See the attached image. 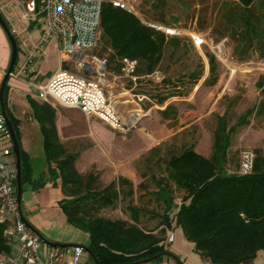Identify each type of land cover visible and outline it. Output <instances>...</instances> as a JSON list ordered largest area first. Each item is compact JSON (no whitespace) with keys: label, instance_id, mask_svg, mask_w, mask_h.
<instances>
[{"label":"trees","instance_id":"obj_1","mask_svg":"<svg viewBox=\"0 0 264 264\" xmlns=\"http://www.w3.org/2000/svg\"><path fill=\"white\" fill-rule=\"evenodd\" d=\"M111 1L103 4L101 23L102 37L111 52L107 58L109 70L122 72V60L129 59L138 62L136 76L153 74L162 61L166 42L177 45L180 38L167 39ZM37 5L40 7V0H37ZM220 19L225 30H230L236 39L234 52L241 56L240 59L251 48L264 58V0H239L234 7L222 5ZM154 20L167 24L161 19ZM208 59L210 84L214 85L217 81L216 58L210 54ZM192 76L201 78V72ZM260 87H264V81ZM7 92L8 86L4 92V105L19 140L18 122L8 110ZM262 94L264 96V89ZM43 107L50 114L47 117L45 112L42 119L47 139L45 153L49 164L56 165L51 173L61 180L65 195L61 210L71 225L89 234L88 247L98 264H133L161 255L156 259L160 261L162 255L169 253L165 243L167 230L174 227L183 230L187 240L194 244L197 253L208 264H252L260 253H264V153L258 151L255 154L254 169L249 175L243 176L239 169L231 171L228 167L232 135L249 123V117L256 110L258 115H264V98L231 127L227 115L218 118L210 158L188 148L167 160V179L157 182L156 192L164 202L161 224L165 228L160 234L139 226L142 211L137 206L129 208L132 222L99 216L104 209L115 207L122 198L133 197L134 184L120 177L102 185L94 172L80 174L75 167L78 156L67 152L60 143L54 111L47 105ZM171 109L168 106L162 112L164 117H169ZM47 119L49 122H45ZM21 156L23 194L24 186L31 182L32 169L29 156L22 147ZM175 190L185 193L180 204L175 202ZM6 227L0 223V264L12 251L4 237ZM84 264L96 263L88 256Z\"/></svg>","mask_w":264,"mask_h":264},{"label":"rangeland","instance_id":"obj_2","mask_svg":"<svg viewBox=\"0 0 264 264\" xmlns=\"http://www.w3.org/2000/svg\"><path fill=\"white\" fill-rule=\"evenodd\" d=\"M140 2L138 9L144 18L153 21L161 19L167 24L179 26L185 34L199 33L207 42L199 48L190 42L186 35L180 38L181 42L177 45L167 41L162 61L154 72L160 79L144 78L145 80L138 82L126 83V89L135 95L134 99L143 111L138 114V123L143 120L146 123L153 111L160 113L168 106L172 109L168 112L169 119L160 114L157 124L153 120L155 137L160 143L155 145L154 151L150 150L139 161L141 180L136 186L134 196L122 198L115 207L104 209L99 216L131 222L129 208L137 206L152 231H156L162 225L161 215L164 212V202L156 193L157 182L167 179V160L188 148H194L206 158L211 157L218 117L227 115L231 127L243 113L258 106L264 98V87H260V83L264 81V58L256 49L251 48L242 55L243 59H240L241 56L234 52L236 39L232 37L230 30L223 27L220 19L222 5L234 7L239 4V0ZM153 5L157 8L153 9ZM95 49L92 55L99 58L107 60L111 55L107 42L102 37V29ZM210 54L215 56L217 64V81L214 85L210 84L209 79ZM198 72H201V78L196 79L192 74ZM153 118H158V115L155 114ZM162 125L166 128L159 131ZM162 139L165 140L161 141ZM245 150H251L255 154L258 151L264 153V115H258L257 110L249 117V123L232 135L228 155V167L231 171L239 169L241 154ZM174 192L175 202L180 204L185 193L181 190ZM22 197L24 208L27 202L25 196ZM139 226L148 229L144 223ZM169 231L175 234V242L168 248L175 258L163 256L160 261L155 260L149 264H207L195 250L194 244L187 240L181 228L174 227ZM252 264H264V253H260Z\"/></svg>","mask_w":264,"mask_h":264},{"label":"crops","instance_id":"obj_3","mask_svg":"<svg viewBox=\"0 0 264 264\" xmlns=\"http://www.w3.org/2000/svg\"><path fill=\"white\" fill-rule=\"evenodd\" d=\"M28 1L0 0V10L11 30H16L20 35L18 62L16 71L14 70L7 84V98L8 110L18 122L20 145L28 154L32 169L31 182L24 186L23 195L27 203L22 208L23 215L49 242L88 247L89 234L71 225L61 210V202L65 199V195L61 180L51 173V169L56 165L49 164L45 153L47 139L43 132L42 119L45 117V112L47 117H50V114L43 106L47 105L54 111V122L60 143L67 152L78 156L75 167L80 174L94 172L102 185H108L123 177L131 181L136 189L141 180L139 161L143 155L160 143V140L158 142L156 140V130L152 124L154 121L157 124L163 110L160 113L157 110L151 112L152 118H147L148 122L145 123L143 120L141 124L138 123V114L143 111L136 103L135 95L131 90L126 89V80L160 78L157 73L149 76L124 77L122 72L117 73L115 69L111 71L112 75L104 79L107 98L114 103L122 123L121 127L117 128L107 124L99 116H88L79 109L63 107L52 99L41 100L38 97L40 86L45 85L61 67L65 66L66 69L76 71V66L73 62L67 61L66 56H61L55 45L50 42L36 59L33 74H19V68L27 59V52L22 42L31 48L41 39L46 25L43 17L31 19L24 17L25 4ZM11 53L10 42L0 26V88L10 66ZM90 53L94 54V50ZM155 114L158 118H153ZM162 116L164 117L163 114ZM222 116L225 115L219 117ZM164 118L169 119V117ZM45 122H49L48 119ZM165 128L166 126L162 125L159 131H164ZM143 216L142 212L139 224L144 223L148 228L146 230L152 231ZM164 228L165 226L161 225L158 230L152 232H160ZM43 245L45 252L54 248L45 243Z\"/></svg>","mask_w":264,"mask_h":264},{"label":"built area","instance_id":"obj_4","mask_svg":"<svg viewBox=\"0 0 264 264\" xmlns=\"http://www.w3.org/2000/svg\"><path fill=\"white\" fill-rule=\"evenodd\" d=\"M107 0H29L25 4L26 19L43 17L45 30L41 39L31 48L22 42L27 52L25 63L19 68L20 75L33 74L36 59L46 44L52 42L61 56L73 62L76 71L61 67L49 81L39 87L41 100L52 99L67 108H76L88 116H99L107 124L117 128L122 123L114 103L107 98L104 79L112 75L106 59L92 55L100 40L103 4ZM137 16L143 25L169 38L188 36L196 47L206 45L205 38L196 32L186 33L176 25L146 19L139 11L140 0H112ZM17 41L20 35L11 30ZM138 62L122 60L124 77H132ZM256 155L251 150L241 154L239 173L253 172ZM16 158L11 134L0 113V223L7 227L4 237L11 252L1 264H84L88 254L80 245L67 248H51L45 252L41 239L29 229L22 219L17 197ZM175 242V234L167 232L166 247Z\"/></svg>","mask_w":264,"mask_h":264},{"label":"water","instance_id":"obj_5","mask_svg":"<svg viewBox=\"0 0 264 264\" xmlns=\"http://www.w3.org/2000/svg\"><path fill=\"white\" fill-rule=\"evenodd\" d=\"M0 26H1V28L4 30V32L7 35V38L9 40V42H10V45H11V51H12L10 66H9V69H8L6 75L4 76V79L2 81L1 88H0V107H1V114H2V116L5 119L6 125H7L8 129H9V132H10L11 138H12L13 151H14V155H15V158H16V171H17L16 184H17L18 205H19V208H20L21 213H22V195H23L22 191H23V185H22L21 147H20L19 140H18L16 132H15L13 123L11 122L10 118L7 115L6 108H5V105H4L5 88H6L7 84H8V82H9V79H10L11 75L13 74V72H14V70L16 68L17 62H18L19 43H18L16 37L13 35V33H12L11 29H10L9 23L5 19V17H4V15H3L1 10H0ZM22 219H23V222L25 223V225L29 229H31L32 232L35 233L41 239V241L43 243H45L47 245H50V246H52L54 248H67V247L75 246V245H61V244L49 242L35 228H33L31 226V224L24 217L23 213H22ZM81 247H83L85 252L95 261L96 264H98L93 252L91 251V249L89 247H87V246H81ZM160 256H156V257H153V258L142 260V261H139V262H136V263H133V264H149L152 261H155ZM162 256H168V257L175 258V256H173L171 253H165Z\"/></svg>","mask_w":264,"mask_h":264}]
</instances>
